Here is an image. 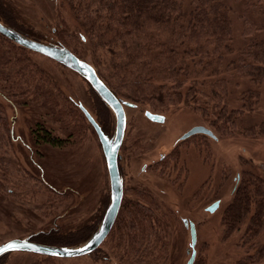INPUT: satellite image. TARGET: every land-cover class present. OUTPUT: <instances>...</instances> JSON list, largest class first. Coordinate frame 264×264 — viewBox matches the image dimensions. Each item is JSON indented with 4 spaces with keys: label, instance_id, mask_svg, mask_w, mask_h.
Listing matches in <instances>:
<instances>
[{
    "label": "rangeland",
    "instance_id": "obj_1",
    "mask_svg": "<svg viewBox=\"0 0 264 264\" xmlns=\"http://www.w3.org/2000/svg\"><path fill=\"white\" fill-rule=\"evenodd\" d=\"M230 1L237 26L234 37L241 41L240 7ZM0 11L29 29L30 36L60 43L66 38L94 63L92 46L62 0H0ZM2 45L10 44L0 38ZM5 50L0 57L10 58L0 61V243L39 232L69 234L84 225L97 226L109 202L110 181L98 135L78 105L83 103L96 116L99 96L80 74L44 54L20 46ZM231 73L229 68L224 75L230 79L232 105L250 83ZM146 110L154 111L139 103L126 107L122 149L126 197L144 202H128L144 210L145 218L136 228L115 226L88 255L49 257L13 251L0 264H186L192 248L185 218L197 228L194 264H264V216L257 225L250 212L234 228L224 220L225 208L240 186L264 181V136L244 131L264 119L262 105L245 113L226 135L200 111L171 106L157 111L166 117L159 123L150 120ZM198 124L211 128L217 138L198 133L182 142V135ZM38 126L68 139L66 146L37 140ZM162 151L168 155L163 166L142 172L144 163L158 159ZM140 187L149 190L145 197L139 195ZM216 200L219 206L209 211Z\"/></svg>",
    "mask_w": 264,
    "mask_h": 264
},
{
    "label": "trees",
    "instance_id": "obj_2",
    "mask_svg": "<svg viewBox=\"0 0 264 264\" xmlns=\"http://www.w3.org/2000/svg\"><path fill=\"white\" fill-rule=\"evenodd\" d=\"M62 1L70 9L80 35L92 46L94 63L76 52L66 38H61L62 43L91 62L119 97L148 105L154 111H165L171 106L200 111L221 135L233 133L245 113L254 112L260 105L264 111V0H234L240 7L238 36L241 41L234 37L236 23L230 0ZM0 12L4 21L25 34H33L13 16ZM77 36L71 35L74 39ZM0 38L10 44L0 46V53L4 54L5 49L12 51L14 46L28 49L2 33ZM5 58L10 57L3 55L0 61ZM229 68L231 75L250 83L237 95V104L232 105L230 79L224 75ZM98 99L96 118L107 131L112 116ZM38 127L41 130L37 129V140L52 146H66L68 139ZM244 131L264 136V119ZM263 182L262 179L250 184L245 182L237 189L224 211L228 228H234L250 212L255 224L262 222ZM129 205L122 201L113 228L119 226L131 231L145 218L142 207ZM95 226V223L84 225L70 235L41 232L33 239L70 245L88 236ZM75 233L82 236L76 238ZM129 236L137 241L134 233Z\"/></svg>",
    "mask_w": 264,
    "mask_h": 264
},
{
    "label": "water",
    "instance_id": "obj_3",
    "mask_svg": "<svg viewBox=\"0 0 264 264\" xmlns=\"http://www.w3.org/2000/svg\"><path fill=\"white\" fill-rule=\"evenodd\" d=\"M0 33L17 44L32 51L44 54L80 74L89 82L115 119L114 131L112 134H108L103 130L95 116L83 103H79L78 105L98 135L105 156L110 181L109 202L101 220L92 233L82 242L70 245L37 242L31 240L28 236L11 238L0 243V257L12 251H27L54 257H78L88 255L96 250L106 239L120 211L124 195V181L120 173L118 157L127 126L125 106H135L136 104L118 97L100 77L91 62L80 57L63 43L43 40L25 34L12 24L4 21L1 17ZM145 114L154 121L163 122L165 120V115L162 113L146 110ZM197 133H204L213 138H217L211 128L198 124L188 129L183 134L182 139ZM219 204L220 201L216 200L209 205L207 209L213 212L217 209ZM184 223L190 228L191 248H193L186 264H194L196 258V250L194 247L197 242V228L196 224L193 221H189L187 218L184 219Z\"/></svg>",
    "mask_w": 264,
    "mask_h": 264
},
{
    "label": "flooded vegetation",
    "instance_id": "obj_4",
    "mask_svg": "<svg viewBox=\"0 0 264 264\" xmlns=\"http://www.w3.org/2000/svg\"><path fill=\"white\" fill-rule=\"evenodd\" d=\"M100 98V97H99ZM101 99V98H100ZM102 101V100H101ZM103 102V101H102ZM135 103V102H134ZM136 105L138 104V103H135ZM126 107L127 106H125V110H126ZM155 112H157V111H155ZM111 113V112H110ZM127 114V113H126ZM113 115V114H112ZM146 115V114H145ZM150 119V118H149ZM165 119H166V117H165ZM151 120V119H150ZM152 121H154V120H152ZM165 121V120H164ZM163 121V122H164ZM89 122V121H88ZM99 122V121H98ZM156 122H159V121H156ZM163 122H159V123H163ZM90 123V122H89ZM110 123V129H107V131H105L104 129V131L106 132V133H108V134H112L113 133V131H114V127H113V123H114V121H110L109 122ZM91 124V123H90ZM99 124H100V122H99ZM101 125V124H100ZM102 126V125H101ZM127 127V126H126ZM103 128V127H102ZM109 128V127H108ZM96 132V131H95ZM183 136V135H182ZM191 137V136H190ZM190 137H187V138H184V139H182V137H181V141L183 142V141H185L186 139H188V138H190ZM125 138H126V131H125V137H124V140H123V143H122V145H121V148H120V150H119V157H118V163H119V169H120V173H121V175H122V177H123V181H124V195H123V201H127V202H130V203H134V202H138V201H136L135 199H132V197H130V198H128V197H126V196H128V189L129 188H127V181H126V177H125V173H126V168H125V165L123 164L122 165V160H123V153H122V149H123V145H124V141H125ZM167 158H168V155H165L164 154V151H162V152H160V155H159V157H158V159H153L152 160V162L151 163H149V164H147V163H144V167L142 168V172H146V171H148L149 169H151L152 167H153V165H159V166H163L162 165V163H164L166 160H167ZM147 188V187H146ZM146 188H143V187H140V191L141 192H139V195L141 196V197H145V191H149V190H147ZM131 190H133L132 192H133V194L135 193V191H137L136 190V187H134V188H132ZM143 199H145V198H143ZM138 203H142V204H144V202H142V201H140V202H138ZM39 233H41V232H39ZM38 234V233H37ZM37 234H34V235H32V236H28V237H30V239L31 240H33V241H35L34 239H33V237L35 236V235H37ZM38 242V241H37ZM192 250H193V248H192ZM192 250H191V253H192Z\"/></svg>",
    "mask_w": 264,
    "mask_h": 264
}]
</instances>
